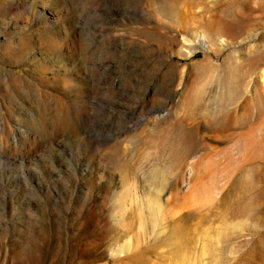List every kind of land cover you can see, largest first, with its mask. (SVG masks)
Segmentation results:
<instances>
[{
    "label": "rangeland",
    "instance_id": "obj_1",
    "mask_svg": "<svg viewBox=\"0 0 264 264\" xmlns=\"http://www.w3.org/2000/svg\"><path fill=\"white\" fill-rule=\"evenodd\" d=\"M0 124V264H264V0H0Z\"/></svg>",
    "mask_w": 264,
    "mask_h": 264
},
{
    "label": "bare ground",
    "instance_id": "obj_2",
    "mask_svg": "<svg viewBox=\"0 0 264 264\" xmlns=\"http://www.w3.org/2000/svg\"><path fill=\"white\" fill-rule=\"evenodd\" d=\"M45 3V2H44ZM137 6V5H136ZM43 9H45V8H43L42 7V10ZM55 9V8H54ZM53 8L52 9H48L47 11H48V13H50L53 17L54 16H56L57 15V11L56 10H54ZM130 10V13H132L134 10H135V12L137 13V14H139L140 15V17H141V15H142V10L138 7V8H130L129 9ZM55 18H57V17H55ZM120 20V19H119ZM125 20H127V21H130V20H132L131 18H129V17H126L125 18ZM150 22V21H149ZM22 27V26H21ZM63 28V27H62ZM61 28V29H62ZM58 35V34H57ZM47 40H48V38H47ZM50 40V39H49ZM201 40L202 41H206L205 40V37L203 36V34H202V38H201ZM48 42V41H47ZM52 42V41H51ZM49 43V42H48ZM70 45V44H69ZM67 48H69V47H67ZM71 48V47H70ZM121 48V47H120ZM184 49V48H183ZM71 50H72V48H71ZM97 52V51H96ZM98 53V52H97ZM70 54V53H69ZM68 56V55H67ZM126 56V55H125ZM131 56V55H130ZM63 57V56H62ZM59 58H61V57H59ZM72 58V57H71ZM61 60V59H60ZM71 60V59H70ZM58 62V61H57ZM59 64V63H58ZM126 89V88H125ZM129 94V93H128ZM84 97V96H83ZM99 103H101V101H99ZM105 103V102H104ZM109 103V102H108ZM115 103V102H114ZM120 103V102H119ZM118 103V104H119ZM111 106V105H110ZM161 108H162V106H158V107H150V108H146L147 110H146V112H148V113H158L160 110H161ZM237 108V107H236ZM108 109V108H107ZM145 112V113H146ZM90 113V112H89ZM140 113V112H139ZM91 114V113H90ZM88 115V111H85V115L86 116H88L90 119H91V115ZM140 117V116H139ZM138 118V117H137ZM157 118H159V115H156L155 116V121L157 120ZM45 120H44V122L42 123V124H40L39 126H35L34 128H32V129H30V131L33 133V138L36 140V149H38L40 146H42V144H47V145H49V143L51 144V142H54V141H56L57 139H60V138H64V137H70V136H75V134L76 133H80V132H82V129L80 128L79 129V127L77 126L78 125V123L77 124H74L73 122H71V121H69V119H67V117H60V116H58V114H56V113H54V112H50L49 114H47V116L44 118ZM82 119L84 120L85 119V116H82ZM92 120V119H91ZM91 120H89V121H91ZM85 121V120H84ZM83 121V122H84ZM151 121V120H150ZM36 122V121H35ZM158 122V121H157ZM28 123V122H27ZM150 123V122H149ZM36 124V123H35ZM127 124V123H126ZM143 124V119H139V120H137L136 121V123L134 124V126L131 128L132 130L133 129H137V128H139L141 125ZM147 124V123H146ZM152 124V123H151ZM150 124V125H151ZM149 125V124H148ZM151 126H153V125H151ZM32 127V126H31ZM125 127V126H124ZM149 127V126H148ZM159 128V127H158ZM3 129H4V126L2 125V124H0V131L1 132H4L3 131ZM120 129V128H119ZM129 129V128H128ZM24 132V130L22 129V128H17V131H16V133L15 134H12L11 136H10V140H11V144H13V143H16L17 142V140H18V138H19V136H21V133H23ZM2 134H6L7 135V133L6 132H4V133H2ZM35 136V137H34ZM118 136V135H117ZM38 137H40V139L38 138ZM110 138H112V137H110ZM131 138V137H130ZM21 139H23V138H21ZM42 140L43 139V142L41 143L39 140ZM25 140V139H24ZM23 140V141H24ZM19 141V140H18ZM34 143V142H33ZM57 143V142H56ZM107 143V142H106ZM125 144V143H124ZM143 144V143H142ZM153 144V143H152ZM149 146V145H148ZM28 147V146H27ZM34 147V146H33ZM61 145L59 146V147H57V152L59 153V155H61V153H62V151L63 150H61ZM63 147V146H62ZM63 149V148H62ZM158 149V148H157ZM27 150H28V148H27ZM34 150V149H33ZM36 151V150H35ZM35 151H34V153H35ZM30 152V151H29ZM30 154V153H29ZM32 154V153H31ZM200 158H202V157H200ZM200 160V159H199ZM204 160V159H203ZM191 162V168H192V173L190 172V174H191V176H189L190 177V179H189V181H190V183H189V188L191 189V187H193L197 182H198V179H199V177L197 176V174L195 173L196 171H194L193 170V165L194 164H192V161H190ZM201 161H198V163H200ZM217 162V161H216ZM219 162V161H218ZM188 163H189V161H188ZM194 163V162H193ZM212 164V163H211ZM217 164V163H216ZM187 165V164H186ZM218 165V164H217ZM215 166V165H214ZM189 167V166H188ZM191 168H190V170H191ZM151 176H150V180H148V186L150 187V189H154L155 191H152L151 192V194H152V196L151 195H149V196H147V197H144V198H146L145 199V206H147L148 207V211H146L147 212V215L148 216H152L153 218H154V222H157V220H158V218H160V216H162V217H165V210H164V212H163V210H162V208H163V205L166 203V201H165V198H163V195L165 194V192H167V191H169V190H166L167 189V185H166V188L164 187V184H162V183H156V182H154L153 181V179L151 178L153 175H156L155 174V171H151ZM215 176V175H214ZM213 176V177H214ZM200 179H203V178H200ZM210 180V179H209ZM208 181V180H207ZM228 183H230L229 181H228ZM210 184H213V183H209V185ZM227 184V183H226ZM188 185V184H187ZM205 186H206V184H204ZM191 186V187H190ZM204 186V188H206ZM209 187V186H208ZM224 187H225V185H224ZM198 187H196V189H197ZM201 188V187H200ZM203 188V187H202ZM201 188V189H202ZM210 188V187H209ZM211 188H213V187H211ZM221 188V187H220ZM193 189V188H192ZM222 189V188H221ZM232 188H230V187H226L225 188V191L223 192V203L225 202V200H226V198H228V197H230V196H232V190H231ZM204 190V189H203ZM206 190V189H205ZM208 190H210V189H208ZM212 190V189H211ZM189 191H191V190H189ZM189 191H187V193L189 192ZM193 191V194H196L197 192H195L194 190H192ZM192 191L191 192H189L188 194H192ZM214 191V190H213ZM221 191V190H220ZM203 192V191H202ZM201 192V193H202ZM210 192V191H209ZM168 193H170V195L168 194ZM204 193H205V191H204ZM214 193H216V192H214ZM213 193V194H214ZM169 195V196H167L168 198H172V200H173V198H175V200L178 198L177 197V195H175V192H173L172 194H171V192H167L166 193V195ZM198 194V193H197ZM203 194V193H202ZM206 194V193H205ZM212 194V192H211V195H213ZM217 194V193H216ZM187 195V194H186ZM208 195H210V194H208ZM207 197V196H206ZM250 197L252 198V196L250 195ZM254 197V196H253ZM204 198V197H203ZM213 198H215L214 197V195H213ZM212 198V199H213ZM203 200V199H202ZM252 200V199H251ZM257 200V199H256ZM143 202V201H142ZM222 202V201H221ZM136 205V204H135ZM141 205V204H140ZM139 205V206H140ZM137 207V206H136ZM262 210H258L257 208H254V209H252V212L255 214V213H260ZM139 212V211H138ZM230 212V211H229ZM229 212H226V214L227 213H229ZM190 212H188V214H189ZM205 213V212H204ZM232 213L234 214V213H236V211H232ZM191 214V213H190ZM200 215V214H199ZM119 218L117 219H114V222H116V223H118L119 222ZM161 220H163V219H161ZM106 224V223H105ZM120 225V224H119ZM123 228V227H122ZM165 227H160L156 232H155V234L153 235H151V237H153V238H158V236L161 234V232L163 231V229H164ZM120 229H121V227H120ZM121 231V230H120ZM254 241V240H253ZM253 244V243H252ZM264 246V245H263ZM127 250V247L126 246H124V245H122V244H119V245H115V247H114V253H115V255H118V256H120V254H123L125 251ZM264 252V251H263ZM263 252H259V253H257L256 254V252H255V256L257 257H262V253ZM139 255H132V257H138ZM263 257H264V255H263ZM262 259V258H261ZM122 260V259H121ZM188 260H190V259H188ZM242 260V257L240 256L239 257V261H241ZM256 260V259H255ZM262 260H264V259H262ZM202 261H203V259L202 258H199V260H198V262L197 263H199V264H202ZM257 262V261H256ZM192 263V262H191ZM197 263H195L194 262V264H197ZM258 263V262H257Z\"/></svg>",
    "mask_w": 264,
    "mask_h": 264
}]
</instances>
